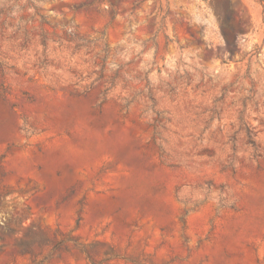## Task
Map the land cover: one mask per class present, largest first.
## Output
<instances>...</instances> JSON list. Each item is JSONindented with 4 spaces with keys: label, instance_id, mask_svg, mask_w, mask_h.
<instances>
[{
    "label": "rangeland",
    "instance_id": "rangeland-1",
    "mask_svg": "<svg viewBox=\"0 0 264 264\" xmlns=\"http://www.w3.org/2000/svg\"><path fill=\"white\" fill-rule=\"evenodd\" d=\"M0 264H264V0H0Z\"/></svg>",
    "mask_w": 264,
    "mask_h": 264
}]
</instances>
